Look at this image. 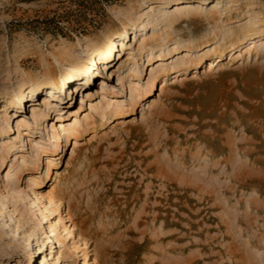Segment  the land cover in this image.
Segmentation results:
<instances>
[{
	"label": "rangeland",
	"instance_id": "374dc122",
	"mask_svg": "<svg viewBox=\"0 0 264 264\" xmlns=\"http://www.w3.org/2000/svg\"><path fill=\"white\" fill-rule=\"evenodd\" d=\"M177 1L0 0V124L5 113L13 124L0 133V143L13 145L0 159V200L7 201L0 264H83L85 257L89 264H264V0H179L167 35L163 10ZM251 18L260 31L243 41ZM153 37L156 53L177 37L183 42L148 65ZM109 38L116 43L110 65L81 90L70 82L67 98L58 91L65 99L43 126L26 123L51 89L22 112L8 105L15 89L58 78ZM211 46L213 54L197 58ZM180 57L193 62L170 66ZM151 68L157 74L147 96ZM130 82L141 92L133 109ZM60 114L82 128L54 146ZM15 155H26L27 165L13 198L4 199L14 183L7 172L19 168ZM33 188L53 210L47 219L56 232L32 205Z\"/></svg>",
	"mask_w": 264,
	"mask_h": 264
},
{
	"label": "bare ground",
	"instance_id": "6f19581e",
	"mask_svg": "<svg viewBox=\"0 0 264 264\" xmlns=\"http://www.w3.org/2000/svg\"><path fill=\"white\" fill-rule=\"evenodd\" d=\"M175 4V7L169 8V9H165L163 10V18L162 21H164V31H166L167 35L168 32L167 30L169 28H171L174 24H175V20L173 19L172 15L175 13V11L180 9V1L178 0ZM219 5V1L216 3H213L209 8H206L207 12L212 13L213 11H215L218 8ZM187 11V10H186ZM161 11H159L160 13ZM132 21V20H131ZM257 21L258 18H251L247 21L246 23V28L243 31V38L241 37V39L244 41V39H248L251 38L254 34H258V32L260 31V28L257 27ZM133 22V21H132ZM149 23L152 22H147L145 23V25H148ZM259 24V23H258ZM153 25L157 26L158 23H153ZM262 29V28H261ZM127 31L125 30L123 33V36H126ZM157 37H153V42L152 44H150V53L149 55H147V64H151L152 60H161L163 59V56L166 54H171L176 48L177 46H179L183 41L177 37V39L175 40V43L171 44V45H166V43L161 44L160 46V50L159 52H154L157 46ZM140 48L141 50H145L147 48V46L149 45L148 41L146 39H142L140 42ZM235 43L237 44V42L235 41ZM234 42L231 43L232 46L233 44H235ZM116 43L114 41H111V39L109 38L108 41L104 42V43H100L99 45H97L94 50L92 55L86 60V59H76L74 60L69 68L67 70H62L61 71V75L58 78H48V76H43L42 80H39L36 84L33 83L31 84V86L27 87V88H22L19 87L18 89H15L11 95L8 98V105L11 106L12 108L15 109V111H20L22 112L23 109H17L18 107H23L25 105L26 101H31L34 99L35 96H37L39 93H41L44 88H49L51 89V91L46 95V99L45 102L43 103V107L44 108H35L32 110V122H27L26 125L28 127H30L32 124L34 127L39 128L41 126L44 125L45 121L48 119L49 117V112L51 111H57L58 108V104H54L55 101L60 100L61 102H63L67 95V91H65L64 87H66L70 82L74 81V80H78L79 82L77 83V88L75 90L78 91L79 87L80 90L83 88V85H87L88 83H92V80L95 76L98 75V73H102L104 71V69L106 67H108V65H110V63L112 62V60L114 59V55H115V46ZM120 45V50L123 49L125 43L123 41H121L119 43ZM216 48L214 46L209 47L205 52L197 55V58L202 59L206 56H209L211 54H213L215 52ZM117 56V55H116ZM96 57L98 58L96 61ZM178 60H180L182 67L185 69L187 66H189L190 64H192V60L191 62L188 63L187 58L185 57H180L179 59H177L176 61H172L170 66H174L177 62H179ZM195 61V60H194ZM120 66L123 65L124 61H120ZM97 65V68L96 66ZM166 65V64H165ZM137 61H134V66H133V70H135V76L137 78L140 77V75L142 74L141 72V68ZM176 66V65H175ZM166 67V66H165ZM95 68V69H94ZM161 69H165L164 65L161 66ZM157 71L154 68L150 69L149 72V77H151V80L149 81L148 85V91H147V96H149L152 91H153V87L155 84V77H156ZM124 85V84H123ZM59 92L64 93L65 98H60V96L57 94ZM65 91V92H64ZM137 92V98L135 99L134 97V93ZM139 89L138 87H135L133 85L132 82H130V97H131V107L132 109L134 108V102L138 101V98L140 97L139 94ZM144 94V93H143ZM51 97V98H50ZM52 101V102H51ZM51 102V103H50ZM69 101H67L68 103ZM148 102L144 103L145 104V108L149 109L150 107H153L152 104L153 100L150 101L148 104ZM91 107L93 109H96L95 111H100V108H95V105L93 104V102H91ZM5 109H0V111H4ZM63 109H61L60 111H62ZM123 112V105L121 104H117L115 107V113L119 114ZM63 113V112H62ZM19 115H16V113L13 114L14 118H17ZM58 122L57 125L56 123H53V130L55 131V135L53 136L55 139V143L54 146H56L58 143V141L61 138H65V141L68 143L70 141V138L74 135H78L81 132V128H82V121L80 120H76L74 123H67V121H65V118L62 114H60V116H58ZM4 121H5V125L0 124V133L6 132L8 131L11 127H13V124L11 122V118L9 117L7 113H5V115L3 116ZM3 121V122H4ZM89 121V117L85 118V122ZM20 121H16V127L18 129V133L19 135H21V132H19V124ZM21 126V125H20ZM78 134H77V133ZM27 134V133H25ZM7 143V142H6ZM4 142L0 143V159L4 158L5 156L3 155V150H6L5 153H9L11 147L13 146L12 144H6ZM33 143L35 146L38 145V143L33 140ZM40 152V150H39ZM39 152L38 150H36L35 152V159L39 160L40 156H39ZM51 156L47 157V164L51 165V163L53 162V159L50 158ZM226 159V158H225ZM229 159V158H228ZM227 159V160H228ZM15 160H19V168L14 171L13 173H11L9 170L7 172L6 177L8 176H12L14 183L11 186H6V192H7V196H4V199L8 196H11L13 198V194L15 192L16 189V184H17V180L19 178V176L21 175L20 173L22 172L23 168L25 165H27V157L26 155H20V157L18 156H14V161ZM226 160V161H227ZM230 162V161H229ZM12 165V164H11ZM10 165V166H11ZM49 171V170H48ZM46 171V172H48ZM47 174V173H46ZM46 176V175H45ZM31 181H33V185L38 186L40 185V182L34 178V176H31ZM33 190V195L34 198H32V205H34V207H36V210L39 212V214L41 215V217L43 219H47V212L53 211L51 209V207H47L46 205H43L44 203L42 202V196L39 195V193L37 192V190L35 188L32 189ZM17 191V190H16ZM17 197V196H16ZM15 197V198H16ZM43 197L48 198V202L51 203V206H55L56 202L54 200V198H51L50 194H43ZM5 201V202H3ZM1 201L0 200V214L3 212L4 209H6L7 207V201L6 199ZM9 202V201H8ZM4 213V212H3ZM21 216V215H20ZM61 216V214L59 215ZM47 221L49 222V227L52 228L53 230H51V232H56L54 229V225L53 223L51 224V222L47 219ZM69 227L65 228L66 230ZM34 229L37 230L34 226L32 227V234L35 235ZM16 228H13V233L17 234L15 232ZM18 231V230H17ZM30 231V230H29ZM37 232V231H36ZM19 233V232H18ZM73 233V232H72ZM20 236V235H19ZM58 236V235H57ZM50 240L48 242L53 243L56 239H58L56 237V233H54V235L50 236ZM43 246L45 244V242L42 240ZM71 249V248H70ZM38 253H41L42 250H37ZM45 258H43L44 261ZM47 261H45L46 263ZM83 264H89V260L87 257H85V259L83 260Z\"/></svg>",
	"mask_w": 264,
	"mask_h": 264
}]
</instances>
